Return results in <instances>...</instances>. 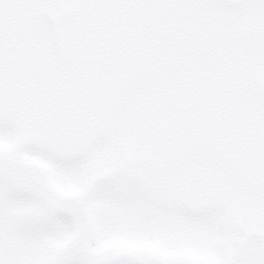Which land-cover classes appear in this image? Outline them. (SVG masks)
<instances>
[{
	"label": "snow or ice",
	"instance_id": "snow-or-ice-1",
	"mask_svg": "<svg viewBox=\"0 0 264 264\" xmlns=\"http://www.w3.org/2000/svg\"><path fill=\"white\" fill-rule=\"evenodd\" d=\"M0 264H264V0H0Z\"/></svg>",
	"mask_w": 264,
	"mask_h": 264
}]
</instances>
